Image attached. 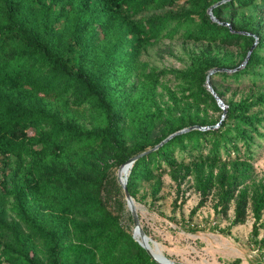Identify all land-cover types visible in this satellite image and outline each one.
<instances>
[{
    "label": "trees",
    "instance_id": "1",
    "mask_svg": "<svg viewBox=\"0 0 264 264\" xmlns=\"http://www.w3.org/2000/svg\"><path fill=\"white\" fill-rule=\"evenodd\" d=\"M185 3L192 7L176 14L148 13ZM261 3L0 0V264H164L123 220L116 169L141 153L128 173L134 197L142 182L155 179L159 190L167 171L178 187L192 175L201 195L192 211L216 191L217 211L235 202L234 224L251 207L257 237L264 182L248 181L264 146V89L229 99L216 120L208 79L219 96L217 74L264 81V21L237 15ZM178 34L245 50L238 63L229 50L173 69L182 95L164 104L156 89L170 70H146L140 55Z\"/></svg>",
    "mask_w": 264,
    "mask_h": 264
},
{
    "label": "rangeland",
    "instance_id": "2",
    "mask_svg": "<svg viewBox=\"0 0 264 264\" xmlns=\"http://www.w3.org/2000/svg\"><path fill=\"white\" fill-rule=\"evenodd\" d=\"M191 7L190 3H185L148 13L172 12L176 14ZM229 13L230 10H226L224 15H229ZM237 15L239 17L246 15L252 19L262 17L264 21V3L258 6H247L239 10ZM229 50L234 51V57L230 62L238 63L245 48L242 45L225 46L218 42L190 39L178 34L148 45L142 50L140 59L146 70L151 68L170 70L168 74L161 76L156 89V97L162 103L169 104L171 92H176L178 96L182 95V89L179 86L180 80L172 71L173 69H185L194 59L222 56ZM262 52L264 53V50ZM249 55L250 50L247 57ZM245 62L243 61L240 65ZM219 69L216 67L211 72ZM229 70L231 69L229 68ZM213 82L222 92V96H219L220 99L216 97L221 109L218 111H214L212 108L208 109L210 118H216V120L224 118L229 99H239L254 91L264 89V81L259 85H252L249 80L242 83L228 80L227 83L221 79L219 74L215 75ZM50 100L56 101L53 97ZM55 105H58L57 101ZM83 116L80 112L79 117ZM84 121L88 123V119ZM218 124L219 122L213 125L217 126ZM122 165L116 169V175L124 188ZM253 166L254 176L248 181L250 189L254 188L256 184L264 182V146L258 147ZM154 184L155 179L150 182H142L137 196L134 197L132 194L131 196L140 227L152 240V245L158 244L163 254L182 264H264V225L260 227L258 236H253L255 217L251 207L246 221L234 224L232 220L235 202L231 203L227 214L217 211L216 191L210 195L204 205L195 212L192 211L201 197L194 186L192 175L186 177L181 187H178V181L170 171H167L161 176L159 190L155 191ZM178 188L180 189L178 190ZM123 199L126 201V207L123 210L124 223L131 228L134 237L139 241L138 226L135 223L133 209L129 205L125 188ZM112 203L114 204V201ZM130 214H132L133 220ZM260 222H264V213ZM159 262L164 263L163 260Z\"/></svg>",
    "mask_w": 264,
    "mask_h": 264
},
{
    "label": "water",
    "instance_id": "3",
    "mask_svg": "<svg viewBox=\"0 0 264 264\" xmlns=\"http://www.w3.org/2000/svg\"><path fill=\"white\" fill-rule=\"evenodd\" d=\"M247 58H248V57H247ZM245 61H246V60H245ZM208 82H209V84H208L209 89L213 92V94H214L217 98L220 99L218 93L216 92V90L214 89L212 83L210 82V79H208ZM214 126H215V125H212V127H214ZM183 130H185V129H182V130H180V131H183ZM173 134H174V133H172L171 135H173ZM166 139H167V138H165L163 141H165ZM141 154H142V153H141ZM141 154H137L136 156L130 158L126 163H124V164L122 165V167H123L124 165H128V166H129V169H130V167L132 166L134 160H135L139 155H141ZM128 173H129V172H128ZM127 180H128V174H125V176H123V185H124V188H125V190H126V194H127V198H128L129 205H130L131 208L133 209V214H134V218H135V223L137 224V226H138V230L141 232L142 236H144V237H149V236H148V235L142 230V228H141L140 225H139L138 216H137V213L135 212L134 207H133L132 196H131V193H130V191H129V189H128V186H127ZM139 241H140V243H141L143 246H145V247L147 248V250H148V251H149L154 257H156V259H158L159 261H160V260H163V262L166 263V264H175V263H176V264H182V263H179V262H177V261L172 260L171 258H169L168 256H166L165 254H164V257H165L166 259L160 258V257L157 256L156 254H154V252L151 250V248H150V246H149L148 244L144 243L141 239H140ZM156 246H158L157 243H156Z\"/></svg>",
    "mask_w": 264,
    "mask_h": 264
},
{
    "label": "bare ground",
    "instance_id": "4",
    "mask_svg": "<svg viewBox=\"0 0 264 264\" xmlns=\"http://www.w3.org/2000/svg\"><path fill=\"white\" fill-rule=\"evenodd\" d=\"M129 172V166L128 165H124L122 167V173L125 176V174H128ZM137 236L146 244H148L151 248V250L154 252V254H156L157 256H159L160 258L166 259L164 257V254L162 253V251L160 250L159 246L156 245H152V240L149 237H144L142 236V234L138 231L137 232ZM176 264V263H175Z\"/></svg>",
    "mask_w": 264,
    "mask_h": 264
}]
</instances>
